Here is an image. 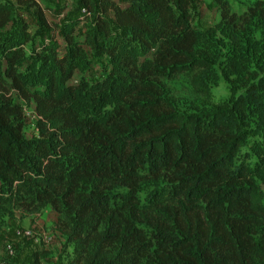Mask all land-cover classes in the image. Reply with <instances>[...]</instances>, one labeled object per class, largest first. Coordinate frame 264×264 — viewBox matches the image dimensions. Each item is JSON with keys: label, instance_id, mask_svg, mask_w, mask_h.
Masks as SVG:
<instances>
[{"label": "trees", "instance_id": "16d2710c", "mask_svg": "<svg viewBox=\"0 0 264 264\" xmlns=\"http://www.w3.org/2000/svg\"><path fill=\"white\" fill-rule=\"evenodd\" d=\"M15 2L33 7L46 26L36 0ZM75 2L84 13L26 54L28 23L12 18L13 4L0 0V85L3 75L10 81L0 98V230L5 212L50 207L65 221L75 264H264V192L257 183H264V74L230 105L180 112L162 81L196 71L204 83L217 58L199 47L193 0ZM219 4L220 43H238L252 22L264 27V0L241 14ZM205 37L219 41L214 30ZM25 55L31 64L22 73ZM92 60L102 79L72 86L75 71ZM77 97L96 114L81 115ZM25 106L38 117L30 139L23 135ZM250 134L263 140L252 148L253 168L242 152ZM160 178L169 200L140 213V183ZM46 256L35 251L31 264Z\"/></svg>", "mask_w": 264, "mask_h": 264}, {"label": "rangeland", "instance_id": "374dc122", "mask_svg": "<svg viewBox=\"0 0 264 264\" xmlns=\"http://www.w3.org/2000/svg\"><path fill=\"white\" fill-rule=\"evenodd\" d=\"M7 1L14 6L12 18L22 16L27 21L29 32L33 36L32 40L24 47L26 54L30 52V49H38L41 43L47 44L52 32H56V36H58L59 32L55 29L57 26H62L66 19L84 13L75 0H36V3L43 9L47 21L46 26H44L39 22L33 7L19 5L15 0ZM224 1L228 3L231 11L241 14L246 12L248 7L257 0ZM190 13L192 26L203 34L199 47L207 48L211 53H215L217 58L211 68L210 79L204 83H201L200 73L196 71L163 80L166 99L175 109L183 113H192L202 108H218L230 105L240 94H244L249 84L264 74V39L262 37L264 27L252 22L242 28L238 43L233 42L232 39L224 38L222 44L220 43L219 28H217L220 21L219 0H193ZM83 30L81 24L78 27L77 36L80 37ZM208 30L212 32L214 30L216 32L215 38L219 41L216 43H214L216 39L208 41L205 37ZM247 38L251 43V50L248 54L244 51ZM59 51L62 52V50ZM99 63V61L92 60L88 68L76 70L69 83L72 86L85 85L86 88L93 86L103 77ZM30 64L31 60L25 55L19 71L24 73ZM5 65L6 63L0 54V71L4 70ZM9 87L10 81L3 75L0 85V98L7 96ZM87 94H91L89 89ZM12 100L19 101L16 96H12ZM76 104L81 115L96 114L88 99L77 97ZM112 106V104H108L105 111L110 110ZM37 120L38 117L33 106H25L23 135L26 139L37 136ZM247 120L249 121L248 126L251 127L253 125L252 118L249 117ZM262 141L258 135L250 134L242 148V152L247 158L246 162L251 168L255 164L252 148L255 144L261 145ZM257 183L264 192V183L260 180H257ZM120 191L125 192V189H120ZM168 191L169 186L164 178L157 181L143 180L137 193L139 212L142 214L152 213L158 205L169 200ZM5 209L8 210L6 207ZM12 213L13 216L10 217L7 216L6 212L3 215V224L0 230V262L2 261L4 264H31L32 254L35 251L44 250L47 252V256L42 260V264H75L73 262L74 248L65 241L62 228L65 221L62 216L50 207L44 208L40 213L31 214L20 209H13ZM141 228L146 230L144 227ZM145 232L148 236V232ZM25 233H27L26 236H24ZM9 245L13 248L12 256L6 252Z\"/></svg>", "mask_w": 264, "mask_h": 264}, {"label": "built area", "instance_id": "2783aa9c", "mask_svg": "<svg viewBox=\"0 0 264 264\" xmlns=\"http://www.w3.org/2000/svg\"><path fill=\"white\" fill-rule=\"evenodd\" d=\"M26 235H27V233L24 234V236H26ZM6 252H7L10 256L13 255V248H12L11 245H9V246L6 248ZM0 264H4V263H2V261H1Z\"/></svg>", "mask_w": 264, "mask_h": 264}]
</instances>
